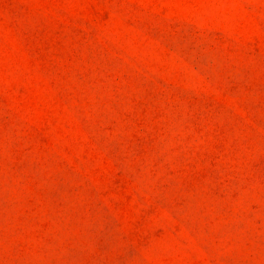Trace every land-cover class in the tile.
Returning <instances> with one entry per match:
<instances>
[{
	"label": "rangeland",
	"instance_id": "374dc122",
	"mask_svg": "<svg viewBox=\"0 0 264 264\" xmlns=\"http://www.w3.org/2000/svg\"><path fill=\"white\" fill-rule=\"evenodd\" d=\"M0 264H264V0H0Z\"/></svg>",
	"mask_w": 264,
	"mask_h": 264
}]
</instances>
